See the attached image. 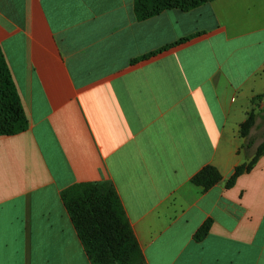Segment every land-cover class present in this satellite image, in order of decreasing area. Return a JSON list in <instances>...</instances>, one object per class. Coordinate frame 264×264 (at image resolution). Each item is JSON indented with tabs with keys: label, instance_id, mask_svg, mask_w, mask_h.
I'll return each instance as SVG.
<instances>
[{
	"label": "crops",
	"instance_id": "obj_1",
	"mask_svg": "<svg viewBox=\"0 0 264 264\" xmlns=\"http://www.w3.org/2000/svg\"><path fill=\"white\" fill-rule=\"evenodd\" d=\"M0 48L28 119L0 136V264H91L60 193L102 181L146 264H264V151L225 187L253 156L239 128L264 101V0L144 20L133 0H0ZM206 164L221 180L203 190Z\"/></svg>",
	"mask_w": 264,
	"mask_h": 264
},
{
	"label": "trees",
	"instance_id": "obj_2",
	"mask_svg": "<svg viewBox=\"0 0 264 264\" xmlns=\"http://www.w3.org/2000/svg\"><path fill=\"white\" fill-rule=\"evenodd\" d=\"M210 1L212 0H133V10L137 20H144L166 9L189 11ZM191 37L193 35L180 38L171 44L134 58L132 62L148 59L190 40ZM262 97L258 95L254 101L258 102ZM256 116L257 114L251 110L240 124L239 135L244 138L242 147L245 149L253 144L250 130ZM27 128L28 119L0 48V136L14 135ZM263 151L264 132L253 156L234 168L225 182V187H231L239 175L250 171ZM220 180L219 171L210 164L204 165L190 179L193 184L200 186L203 190L209 189ZM60 197L91 264H146L111 182L75 183L62 190ZM210 224L211 220L207 219L198 227L193 234L195 241H201L207 235Z\"/></svg>",
	"mask_w": 264,
	"mask_h": 264
},
{
	"label": "rangeland",
	"instance_id": "obj_3",
	"mask_svg": "<svg viewBox=\"0 0 264 264\" xmlns=\"http://www.w3.org/2000/svg\"><path fill=\"white\" fill-rule=\"evenodd\" d=\"M253 112L257 114L255 118V123L251 128V139L253 141V144L251 145V148L249 151L253 154L255 152V149L257 145L261 142L263 138V132H264V101L260 102L258 101L255 103L254 109H252ZM261 116V117H259Z\"/></svg>",
	"mask_w": 264,
	"mask_h": 264
}]
</instances>
